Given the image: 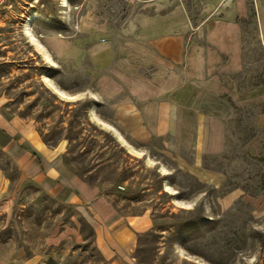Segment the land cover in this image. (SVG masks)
Here are the masks:
<instances>
[{
    "label": "rangeland",
    "instance_id": "obj_1",
    "mask_svg": "<svg viewBox=\"0 0 264 264\" xmlns=\"http://www.w3.org/2000/svg\"><path fill=\"white\" fill-rule=\"evenodd\" d=\"M242 1L246 15L235 19L244 75L253 74L248 82L237 75L245 87L264 82V46L252 0ZM237 5L239 0H0L1 106L55 148L64 167L98 189L120 215L147 214L156 221L135 238L134 264H264V141L260 155L244 148L257 132L264 139V120L254 122L264 101L233 107L226 149L203 156L204 166L221 173L216 187L186 170L192 152L170 136H129L113 121L112 98L98 93L121 51L133 57L134 49H146L138 41L144 39L141 26L172 21L180 12L185 22L206 26L232 18L226 9ZM32 13L37 17L29 33L40 53L24 29ZM52 84L73 97L61 98ZM0 170V264H107L94 221L79 202L46 194L1 147Z\"/></svg>",
    "mask_w": 264,
    "mask_h": 264
},
{
    "label": "crops",
    "instance_id": "obj_2",
    "mask_svg": "<svg viewBox=\"0 0 264 264\" xmlns=\"http://www.w3.org/2000/svg\"><path fill=\"white\" fill-rule=\"evenodd\" d=\"M242 3L239 0L234 11L226 9L232 18L206 26L185 22L181 12L172 21L146 23L140 27L144 39L138 41L148 49H134L133 57L121 51L116 70L98 86L100 96L113 100V121L129 136L138 140L170 136L179 149L192 152V160L183 163L186 170L216 187L222 183L221 173L204 166L203 156L226 149V120L233 107L257 106L264 101L263 81L242 87L237 78L244 75L245 64L241 26L235 19L246 15ZM252 10L264 46V0H252ZM200 32L199 42L195 36ZM94 55L98 58L99 51ZM252 76L244 75L246 82ZM263 120L260 111L255 125L261 126ZM30 132L28 125L20 124L0 104V147L22 175L46 194L63 195L68 202L82 205L94 221L96 244L107 264H134L135 238L156 221L147 214L120 215L98 189L64 167L55 148ZM263 141L257 132L244 148L252 156L260 155ZM4 186L0 170V190Z\"/></svg>",
    "mask_w": 264,
    "mask_h": 264
},
{
    "label": "bare ground",
    "instance_id": "obj_3",
    "mask_svg": "<svg viewBox=\"0 0 264 264\" xmlns=\"http://www.w3.org/2000/svg\"><path fill=\"white\" fill-rule=\"evenodd\" d=\"M36 14L35 13H32V14H29L27 17H26V20L24 22V29H25V33L27 35H29V38L30 40L32 41V44L35 46L36 49L39 50V53H40V50H41V45L35 40V38L33 37V35L31 33H29V26L30 24L33 22V20L36 18ZM44 50V49H43ZM42 50V55L44 56V58L47 60V61H50L49 60V56L46 52H44ZM53 63V62H52ZM53 91L58 94V96H61L62 97H66V98H72L73 96L72 95H66L64 93V91L58 89L57 87H55L53 84L51 85ZM102 122V121H101ZM103 124V126L109 130H111L114 135L116 136V138L118 140H120L122 143H126L125 140L122 138V136L111 126L109 125L108 123H101ZM169 188V186L167 184H165V189Z\"/></svg>",
    "mask_w": 264,
    "mask_h": 264
},
{
    "label": "trees",
    "instance_id": "obj_4",
    "mask_svg": "<svg viewBox=\"0 0 264 264\" xmlns=\"http://www.w3.org/2000/svg\"><path fill=\"white\" fill-rule=\"evenodd\" d=\"M262 160H264V157H260Z\"/></svg>",
    "mask_w": 264,
    "mask_h": 264
}]
</instances>
